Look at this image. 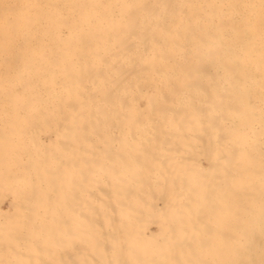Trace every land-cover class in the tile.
<instances>
[{
  "label": "bare ground",
  "instance_id": "bare-ground-1",
  "mask_svg": "<svg viewBox=\"0 0 264 264\" xmlns=\"http://www.w3.org/2000/svg\"><path fill=\"white\" fill-rule=\"evenodd\" d=\"M7 105L0 264H264V0H0Z\"/></svg>",
  "mask_w": 264,
  "mask_h": 264
},
{
  "label": "rangeland",
  "instance_id": "rangeland-1",
  "mask_svg": "<svg viewBox=\"0 0 264 264\" xmlns=\"http://www.w3.org/2000/svg\"><path fill=\"white\" fill-rule=\"evenodd\" d=\"M220 74H221V73H220ZM220 74H218V75H220ZM253 75H256V74H253ZM221 76H222V74H221ZM221 79H222V78H221ZM221 79L218 80V81H219L218 84H221V83H222L221 86L224 87V88H229V85H230V87H231V85L233 84L232 82H230V81H228V80L225 79V80H226V83H228V84L226 85V84L224 83L225 80L222 81L223 79H222V80H221ZM220 80H221V81H220ZM253 81H254V80H250V81H249V80H248V81L246 80V82H248L246 86H249L250 88L252 87L251 89L254 90V91H256L255 88L258 89L257 86L259 85V83L256 82V81H255L256 83H252ZM220 82H221V83H220ZM249 82H250V83H249ZM257 83H258V85H257ZM223 84H224V85H223ZM245 84H246V83H245ZM252 84H253V85H252ZM255 84H256V85H255ZM251 85H252V86H251ZM142 86H144V87H141V89H142V91H143L144 93L147 92L148 90H150V86H149V85H147V86H146V85H142ZM148 86H149V87H148ZM146 87H147V88H146ZM145 88H146V89H145ZM144 90H145V91H144ZM138 93H140V92H137L138 103H139L141 106H143V107L146 106V104H147V100H145L146 98H145L144 96H143V97H142V96L140 97V95H142V94H139V95H138ZM257 93H259V91H258ZM143 98H144V99H143ZM7 106H8V107H7ZM7 106H4V108H5V109H6V108H7V109H8V108L11 109V108H12V107H9V105H7ZM2 107H3V106H2ZM2 107H0V108H2ZM11 110H12V109H11ZM11 110H10V112H9V109L6 110V111L9 112L8 114H7V112H2V111H4V110L0 111V113L2 114L1 119L4 118V117H6V118L9 117V116H10V113L12 112ZM5 113H6L7 116L5 115ZM20 113L22 114V112H20ZM1 114H0V115H1ZM3 114H4L5 116H4ZM12 116H13V112L11 113V116H10L9 118L6 119V121H7V120H10V118H11ZM1 119H0V121H1ZM2 120H3V119H2ZM4 120H5V118H4ZM11 120H12V119H11ZM11 120H10V121H11ZM2 122H4L3 125L8 124V123H5V121H1V123H0L1 125H2ZM7 122H9V121H7ZM26 122H27V121H26ZM26 122H24L23 126H24L25 124L28 123V122H27V123H26ZM20 123H21V122H20ZM9 124H10V123H9ZM18 124H19V123H18ZM18 124H17V125H18ZM5 126H6V125H5ZM19 126H20V125H19ZM23 126H22V127H23ZM27 126H28V124H27ZM27 126H26V127H23V128H26V132H27L28 130H30V131H32V135H33L34 130H35V131L37 130L36 133H35V134H37V137L39 136L38 134H41L40 137H44V136L46 137V135H45V133H44V130H43L44 128H40V129H38V128H35V127H34V129H33V127H30V126L27 127ZM7 127H8V126H6L5 129H6ZM8 128H10V127H8ZM8 128H7V132L9 131ZM23 128H22V129H23ZM27 129H28V130H27ZM38 130H40V131H38ZM10 132L13 133L14 130H13V131L10 130ZM10 132H9V133H10ZM26 132H25V133H26ZM25 133H24V134H25ZM29 133H30V132H28V135H29ZM13 134H14V133H13ZM15 134H16V133H15ZM15 134H14V136H15ZM30 134H31V133H30ZM42 134H43V136H42ZM25 136H27V134L24 135V137H25ZM45 137H44V138H45ZM25 138H26V139H25L24 141L27 142L28 139H35V138H36V135H35V137H34V135H33V136H30V135H29L28 137H25ZM27 138H28V139H27ZM28 142H29V141H28ZM28 142H27V143H28ZM21 144H22V143H21ZM15 151H16L17 153H18V151H19V153H20V149H19V148H16ZM19 153L16 154V157H17V155L20 156V155L22 154V153H21V154H19ZM197 154H198V153H197ZM190 155H191V157H190ZM192 156H196V157H192ZM201 156H202V154L200 155V153H199V155H196L195 153H191V154H189L190 160H191L192 162H193V161L195 162V161L197 160V162L199 161V162H201L202 165L207 166V165H208V162L206 161V159H205L203 156H202V159H200ZM191 158H192V159H191ZM0 188H1L0 191L2 190V191L0 192V194L2 195V197H0V205H3V204L5 205V206L3 205L2 207L0 206V208H5V209H7V208H11V207H12V204L14 203V197H13V195H12V194H9V192H8V194H7V192H6L7 190H6L5 188H3V187H1V186H0ZM2 188H3V189H2ZM178 189H179V188H178ZM3 190H4V191L6 190V191H5L6 193H5ZM2 192H3L5 195H4ZM1 195H0V196H1ZM9 195H10V196H9ZM1 200H2V201H1ZM22 203H23V202H22ZM22 203H20L19 205H22V207H23V204H24V203H23V204H22ZM159 203L162 204V201L159 200ZM10 204H11V205H10ZM8 205H9V206H8ZM19 205H18V206H19ZM24 206H25V204H24ZM6 207H7V208H6ZM19 207H20V206H19ZM39 214H41V212H40ZM42 214H43V213H42ZM45 214H49V213L45 212ZM54 214H57V213H54ZM75 215H76V213H75ZM141 217H142V216H141ZM141 217H140V220H141V221H142V219L145 220V221H147V219H148L147 223H146L145 221L141 222L139 219H138V221H140L141 223L137 221V223L140 224L141 227H142V226L144 227V228H143L144 231H146V232H150V231H152L153 228L155 229V230L153 229V231H156V230L159 231V230H160V229L158 230L159 226H158L157 224H155V223L152 221V217L149 216V218L146 217L145 219H144L145 216H143L142 219H141ZM38 219H39V221H40V218H38ZM38 219H36V220H38ZM41 219H43V218H41ZM78 219H79V218H78ZM150 219H151V220H150ZM221 219H222V218H219L218 220L222 222ZM44 220L49 221V218H48V219H47V218H44ZM44 220H43V221H44ZM56 220H57V219H56ZM56 220H54V219H50L49 222L52 221V222H53L52 225H54V222H55V224H56ZM74 220H76V218H75ZM41 221H42V220H41ZM76 221H77V220H76ZM76 221H75V222H76ZM210 221H211V220H210ZM214 221H215V220H214ZM214 221L212 220L211 222H213V223H217L216 225L220 224L219 221H215V222H214ZM143 223H146V224H148V225H144ZM47 224L51 225L50 223H47ZM152 224H153V225H152ZM214 225H215V224H214ZM145 226H146V227H145ZM141 227H140V228H141ZM156 227H157V228H156ZM145 228H146V229H145ZM167 235H168V234H167ZM172 236L174 237V235H171V236H169V237H172ZM197 236H198V235H197ZM68 237H69V236H68ZM169 237H168V238H169ZM198 237H202V235L200 234ZM70 238H71V237H69V239H70ZM73 238H74V236H73ZM168 238L166 237L165 239L167 240ZM161 239H162V238L159 239V241H160V243H158L159 246H160V245L163 246V244H165V245H168V244H169V243H167L168 241H165L164 239L161 240ZM161 242H165V243L162 244ZM148 244H149V243H147V245H148ZM151 244H153V243H151ZM154 244H155V246H156V243H154ZM68 245L70 246V244H68ZM158 245H157V246H158ZM144 246H146V244H145ZM148 246H149V247H154V245H151V246H150V244H149ZM146 247H147V246H146ZM51 251H52V252H51ZM51 251H50L51 253H55V254H56L58 250H57V251L55 250V252H54V250H51ZM28 252H29L31 255H32V254H33V255L36 254V256H40V254H43L42 251H40V253H38L39 251H38V252L36 251V253H34V251H32V252H31V251H28ZM38 254H39V255H38ZM58 254H59V251H58ZM105 254H106V256H108V253H107V252H105ZM33 255H32V256H33ZM209 257H210V258H209ZM208 258H209V259H208L209 262H210V261L212 262L213 259L211 258V256H208ZM210 259H211V260H210ZM211 262H210V263H211Z\"/></svg>",
  "mask_w": 264,
  "mask_h": 264
}]
</instances>
